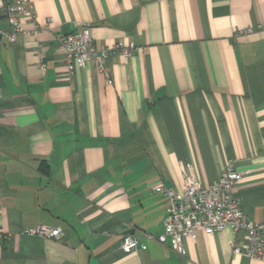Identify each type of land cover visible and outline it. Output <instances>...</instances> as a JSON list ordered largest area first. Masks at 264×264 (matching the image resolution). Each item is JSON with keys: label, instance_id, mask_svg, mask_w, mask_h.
Instances as JSON below:
<instances>
[{"label": "crops", "instance_id": "0c3cea01", "mask_svg": "<svg viewBox=\"0 0 264 264\" xmlns=\"http://www.w3.org/2000/svg\"><path fill=\"white\" fill-rule=\"evenodd\" d=\"M29 1L26 34L0 36V264H264L232 252L245 234L230 227L182 254L154 239V189L189 171L207 186L228 161L232 195L264 223V0ZM86 25L94 48L135 50L68 71L60 40ZM37 225L65 237L24 234Z\"/></svg>", "mask_w": 264, "mask_h": 264}, {"label": "built area", "instance_id": "2783aa9c", "mask_svg": "<svg viewBox=\"0 0 264 264\" xmlns=\"http://www.w3.org/2000/svg\"><path fill=\"white\" fill-rule=\"evenodd\" d=\"M3 16L9 29L0 28V36L9 42H14L18 34H26L21 25V17L35 18L29 0H0V17ZM50 21V19H49ZM64 51V63L68 71L84 66L89 60H95L100 71L104 68V59L108 55H116L127 60L135 46L132 43L123 45L115 42L96 49L92 45L89 26H83L79 31L65 34L60 40ZM43 69V64H41ZM107 83L110 80L107 79ZM242 173L234 169L228 161L217 179L207 186L201 185L192 172L184 178L181 190L157 186L154 193L162 195L167 201V214L164 220L163 232L154 239L164 245H169L178 254L184 253V240H191L197 230L213 234L226 227L234 231H243L245 245L231 243L233 253L251 258L264 257V223L252 221L243 211L240 202L232 195L234 186L241 180ZM27 235L42 238L62 240L65 231L61 227L37 225L24 231ZM138 239L131 234H125L120 248L130 252L137 248Z\"/></svg>", "mask_w": 264, "mask_h": 264}]
</instances>
